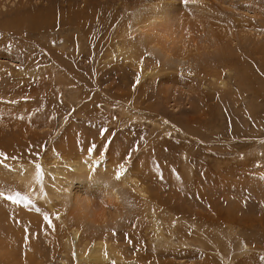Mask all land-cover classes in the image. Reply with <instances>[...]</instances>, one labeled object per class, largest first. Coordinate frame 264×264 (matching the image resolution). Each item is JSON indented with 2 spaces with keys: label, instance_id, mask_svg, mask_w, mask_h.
I'll list each match as a JSON object with an SVG mask.
<instances>
[{
  "label": "rangeland",
  "instance_id": "1",
  "mask_svg": "<svg viewBox=\"0 0 264 264\" xmlns=\"http://www.w3.org/2000/svg\"><path fill=\"white\" fill-rule=\"evenodd\" d=\"M0 115L21 145L0 161V190L28 198L0 203L49 217L1 236L0 264H77L74 228L103 237L111 264H264V0H0ZM83 156L127 182L116 227L99 226L121 207L103 188L73 179L63 207L49 198L53 171ZM36 164L49 173L27 188Z\"/></svg>",
  "mask_w": 264,
  "mask_h": 264
},
{
  "label": "bare ground",
  "instance_id": "2",
  "mask_svg": "<svg viewBox=\"0 0 264 264\" xmlns=\"http://www.w3.org/2000/svg\"><path fill=\"white\" fill-rule=\"evenodd\" d=\"M171 6H172V3H170V5H168V6H166V5L159 6L158 9H161V10H159L158 14L164 13V10L169 9ZM144 13H145V9L142 8V10L138 12V16H139L138 19H141ZM164 19H165L164 20L165 24L168 25L167 21H170L171 19L169 18V16L165 17ZM154 20H156L157 22L161 21L159 18H157L155 16H154ZM137 21H139V20H137ZM143 22H144V20H140L141 24H143ZM138 28H140V25L138 26ZM164 28L167 29L166 27H164ZM173 30H172V28H168V30H167L168 34H170L169 31H173ZM142 31H143V28H142ZM164 31L166 33V30H164ZM149 43H150V46L152 48L157 47V45H158V43L157 44L156 43L151 44V42H149ZM158 49H159V47H158ZM163 51H164V48H163ZM166 52H168V51H166ZM182 61H185V60L183 59ZM186 61H189V60H186ZM7 119L8 118H6V116L0 115V123L5 122V120H7ZM16 123H17L16 126L19 127L18 130L20 133L26 131V128H25L26 125L24 123H22V121L18 120V121H16ZM32 144L27 145V147L25 146L26 154L30 155V157H28V159L31 157H38L39 156V149H38L39 147L36 150V147L39 144L38 143L33 144V145ZM24 145H26V144H24ZM40 146H41V144H40ZM19 147L21 148V145L19 143L18 144L14 143V140H5L0 136V153H3V156H4V158L0 157V161H6V162L9 161L8 156H10V158L14 157V154L16 153V151L18 150L17 148H19ZM59 149H60V151L62 150V148L59 147L57 149V151ZM36 153H37V155H36ZM35 159L36 158H31L32 161H34ZM12 161L10 160L9 163ZM40 161L44 162L45 160L41 159ZM40 161H39V163H40ZM30 163H31V161H30ZM7 165H9V164H7ZM65 165L66 166H62L58 170L53 171L52 174L55 175V176L53 175V178L56 177V178H54V182H53V188L55 189V192L51 193L48 191L50 194V197L49 196L48 197L51 198V196H52L54 198L59 199V196H60L59 193H61V191L66 194V192L64 191V187H65V185L70 186V183L73 179H77L78 183H83V182L85 183V186H84V184H81L80 189L83 187H86L87 190L103 188L105 190V193H107V192L112 193V195L115 197L114 200H117V199L119 200V203H121V207H118L119 210H117L116 212L111 213L112 215L110 217L108 216L109 219L108 220L105 219L104 221H102L99 224V226L103 227V226L108 225V226H112V227L115 226L116 227L117 225H119L120 220H122L123 216L127 214L128 207H129L128 204L126 203V201L124 200V197L129 198L128 192L123 191V195H121V192L119 189H120V185L122 183L127 184V182L125 180H122V181H120L121 182L120 185H118V184L110 185L109 183L105 182L104 180L99 179L100 176L95 175V173L93 171H91V170H93L92 168L95 165V161L93 159H91V157L88 158V156H86V157L83 156L80 160H69V161L66 160ZM25 166H26V170H23V173H20V176H22V183H24L27 186V188H30V185L34 184V182H36L34 179L36 169H35V165L34 166L33 165H29V166L25 165ZM100 166H102V164H100ZM103 167H104L105 172L109 175V172L107 171L106 165H103ZM44 172L49 173L45 170H44ZM70 172H71V174L67 175V173H70ZM115 172L116 171H114V173ZM117 172L121 173V171H117ZM75 174H79V176L73 178V176H76ZM3 175H5V174L3 173L2 176L0 174V177H3ZM68 180H69V182H67ZM61 181L62 182L64 181V185L62 184V186H61V183H62ZM130 181H133V180H130ZM133 183H134V181H133ZM1 184L2 183H0V185ZM132 188L135 189L136 192L140 193L139 195H141V197L138 195V200H136L137 198H135V200H132V203H134V201H135V203L137 204V202L140 201V203L145 204L144 210H146L148 207V205H147L148 198L142 197L144 195L143 189L141 188V186H139L137 184H134ZM67 191H68V189H67ZM7 192H12V191H6V193ZM69 192H70V190H69ZM124 194H125V196H124ZM44 196H46L44 193L43 194L41 193V196L39 195V197H41V198H43ZM63 196H62V198H63ZM49 198H46V199L49 201L50 200ZM59 200H60L59 204L61 205V207H63L66 203V200L65 201L62 199H59ZM4 201L6 202L5 199H4ZM7 202H6V204H7ZM22 204L23 205L25 204L24 201L22 202ZM26 206H28V205H26ZM9 207L10 206L7 207L5 204L0 203V222H1V224H3V226L5 225V229H4V231H2L3 233H1V231H0V242H2L1 236L11 238L15 234L18 235L20 230L25 229L27 227H32L33 225L34 226L40 225L42 222L45 221V219H44L45 215H41V217H39V215L37 216V215L23 213L22 211H19L18 209H15L12 207L9 208ZM6 209L8 211H10L9 213H11V214H7L5 212ZM2 214L4 216L1 218ZM92 214H93V212L91 211L89 204H87L86 207L80 205L76 209V216L75 217L81 223L84 222L85 220L91 222L92 221V216H91ZM78 221H76V222H78ZM79 232L81 233V231H79L78 228H74L72 230V236H73L72 239H74V241L76 243L79 242V246H80V247L76 248L77 264H107V263L111 264V262H113V263H115L114 261L117 262L118 256L117 257L116 256L111 257L109 255V252L114 255V251L112 252V250H113L112 246L110 244H108V242L105 239H103V237H99L96 240L92 239V241L90 239L89 240L87 239L85 242H82V240H84V238L81 239ZM9 243H11V242H9ZM11 252H13V251H11ZM111 260H114V261H111ZM64 264H65V262H64Z\"/></svg>",
  "mask_w": 264,
  "mask_h": 264
},
{
  "label": "snow or ice",
  "instance_id": "3",
  "mask_svg": "<svg viewBox=\"0 0 264 264\" xmlns=\"http://www.w3.org/2000/svg\"><path fill=\"white\" fill-rule=\"evenodd\" d=\"M101 134H103V132H101ZM88 151H91V149H88ZM0 156H3V153H0ZM35 181L38 185L43 186L44 184V179H45V174L43 171V168L41 167L40 164H36L35 165ZM121 171H123V166H121ZM121 173L118 172L117 173V179L120 178ZM0 197L6 199L7 201H11L12 203L15 204H19L22 200H27L28 198L26 196H21V194L19 192H8L7 194L5 193V191L0 190ZM45 221L49 220V217L47 215H45L44 217Z\"/></svg>",
  "mask_w": 264,
  "mask_h": 264
}]
</instances>
